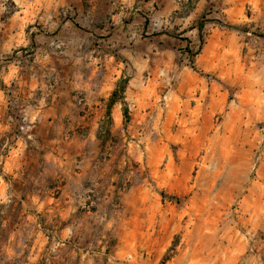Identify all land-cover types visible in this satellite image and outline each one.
<instances>
[{
    "label": "rangeland",
    "instance_id": "rangeland-1",
    "mask_svg": "<svg viewBox=\"0 0 264 264\" xmlns=\"http://www.w3.org/2000/svg\"><path fill=\"white\" fill-rule=\"evenodd\" d=\"M0 264H264V0H0Z\"/></svg>",
    "mask_w": 264,
    "mask_h": 264
},
{
    "label": "trees",
    "instance_id": "trees-1",
    "mask_svg": "<svg viewBox=\"0 0 264 264\" xmlns=\"http://www.w3.org/2000/svg\"><path fill=\"white\" fill-rule=\"evenodd\" d=\"M203 28V25L202 24H199L198 26V31H201ZM115 94H112V97L114 96ZM117 100L115 98H112L110 99L109 101V108L116 102ZM123 117H124V120L127 122L128 121V112H127V109H124L123 110ZM162 195V194H161Z\"/></svg>",
    "mask_w": 264,
    "mask_h": 264
}]
</instances>
